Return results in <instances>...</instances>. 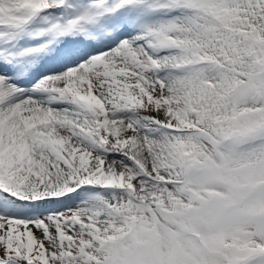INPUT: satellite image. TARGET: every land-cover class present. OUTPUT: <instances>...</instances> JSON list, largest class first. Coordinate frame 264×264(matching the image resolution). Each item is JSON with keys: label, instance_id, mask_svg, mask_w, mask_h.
<instances>
[{"label": "snow or ice", "instance_id": "6c2138e0", "mask_svg": "<svg viewBox=\"0 0 264 264\" xmlns=\"http://www.w3.org/2000/svg\"><path fill=\"white\" fill-rule=\"evenodd\" d=\"M0 264H264V0H0Z\"/></svg>", "mask_w": 264, "mask_h": 264}]
</instances>
